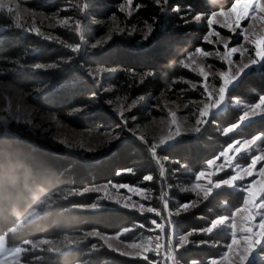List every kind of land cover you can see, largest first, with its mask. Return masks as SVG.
I'll list each match as a JSON object with an SVG mask.
<instances>
[{
  "label": "trees",
  "instance_id": "1",
  "mask_svg": "<svg viewBox=\"0 0 264 264\" xmlns=\"http://www.w3.org/2000/svg\"><path fill=\"white\" fill-rule=\"evenodd\" d=\"M66 2L72 6V13L63 12L68 16L79 8L81 0H55L42 10L48 14L60 10ZM233 2L215 0V8L225 10ZM122 3L125 0H98L89 11L93 18L102 22L108 23L115 17L121 28L134 33L144 31L147 24L152 25L154 31L148 41L139 35L118 40L104 51L94 53V60L75 58L71 50L79 42L75 33L57 29L55 35L62 42H48L16 28L0 16V26L6 27L0 34V80L21 91L27 104L40 115L53 116L58 123L75 131L120 126L108 109L118 103L128 107L135 100L132 115L138 124L144 125L152 118L162 116L159 111L162 97L177 100L180 96L181 101L197 98L187 83H195L198 79L180 61L198 46L210 50L203 40L208 33L207 27L204 21L195 22V14L210 15L211 0H169L167 5L163 1L157 5L155 0H133L134 12L130 16L119 11ZM27 5L33 6L32 3ZM176 5H179V13L170 11ZM97 29L93 27L86 33L85 38L91 44L102 33ZM37 64L45 67L36 69ZM79 66L85 67L86 72L96 70V67L115 68L112 76L103 79L102 90L105 87L109 91L98 93ZM148 70L154 74L145 76V83H139L141 74ZM227 97L251 104L264 97V61L254 72L243 75L228 91ZM108 100L112 104L107 107L103 103ZM157 105L159 110L155 108ZM77 107L84 110L75 111ZM237 113L230 109L212 116L198 138H182L159 151L160 162L166 170L164 178L159 177V165L151 160L146 147L130 138L114 147L106 161L91 163L49 147L29 135L0 134V236H6L8 246H24L27 242L58 240L92 232L114 236L132 230L125 237L128 241L147 235L143 228H150V216L111 203H102L101 209L90 211L89 208L96 204L97 195L82 192L88 187L104 184L138 187L151 191L155 206L159 208L160 192L166 193L168 184L170 208L191 201V195L180 191L190 188L194 176L207 161L233 140L264 134V119H258L221 137L217 130L234 125ZM165 157L169 159L165 160ZM130 168L134 170L133 174L117 175L118 170ZM147 175H152L153 181H144ZM206 198H198L196 207L175 217L173 223L183 236L189 231L205 229L203 234L194 232L190 240L212 241L213 244L199 247L190 244L177 252L178 264H193L194 261L208 264L217 259L224 252L223 246L228 244L229 236L223 230L210 235L207 231L215 219L230 215L240 206L243 192L226 188L214 191ZM33 211L38 216L28 219ZM97 242L85 241L64 256L36 253L32 257H42L43 261L37 264H145L143 260L119 256ZM260 251L264 254V244ZM26 256L22 260L29 262ZM159 264L167 263L159 259Z\"/></svg>",
  "mask_w": 264,
  "mask_h": 264
},
{
  "label": "rangeland",
  "instance_id": "2",
  "mask_svg": "<svg viewBox=\"0 0 264 264\" xmlns=\"http://www.w3.org/2000/svg\"><path fill=\"white\" fill-rule=\"evenodd\" d=\"M54 1L0 0V16L2 18L5 17L16 28H18L16 26L17 23H20L21 26L18 29L34 36H36L34 33L26 31V29H31L35 26L41 32L45 34L51 33L53 36H56L55 31L57 29L77 34L79 37L78 45L71 49L77 60L86 58L94 60L95 58L92 56L94 53L98 54L118 40L131 39L135 35H139L143 39V35L147 31L146 28L144 31L141 30L134 33L133 30L128 31L126 28H121L117 19H111L107 23L93 18L89 9L94 1L98 0H81L79 8L74 9V14L68 16H65L63 12L70 11L72 13V6L68 4L69 2H66V5L60 10L46 14V11L42 9L51 6ZM30 3L33 4L32 7L27 5ZM6 4L7 7H5ZM255 4L257 8H253L252 0L239 1L234 6V10L225 13L228 17V22L235 27L237 23L244 20V14L247 11L252 10L255 12L258 8H264V5L260 4V0H255ZM84 7L87 9V13L81 15V9ZM17 11L20 13L19 21L15 19ZM133 12V6H131V14ZM124 14L126 16L131 15ZM64 17H72L67 26H61L58 23ZM208 18H210V15H202L201 20H195V22L200 24L204 21L209 32ZM77 19L81 21L79 33L76 31ZM216 19L222 22L224 18L217 17ZM250 23L253 28L248 29V40H255V45L250 42H244L243 36L240 35V29H237L236 33L233 34L227 29L219 27V23L212 25L211 30L218 31L224 37H231L229 47L243 44L241 51L244 48L248 49L243 56V63L241 64L239 52L236 54L232 53L231 49H229L228 54L234 56L233 62L229 66L215 55L207 58L199 55L193 56L192 60L194 63L188 61V55L184 62L191 63L193 70H188L195 75L198 81L187 84L189 90L194 91L198 97L185 101H181L180 96L177 100L171 97H162V109L159 110L160 106H155L162 114L160 118H152L151 121L144 125L138 124L137 118L132 115L136 108L133 107L131 111L124 112L122 119L127 121V123H122L114 109H127V107L123 103H118L108 109L120 126L116 128L104 127L96 131H75L58 123L56 119H53V116L40 115L27 104L21 91L0 80V134L9 135L13 133V135H17L16 133H22L29 135L49 147L59 148L63 153L91 163L106 161L109 158V154L113 153L112 149L114 147L125 143L130 138L146 147L148 155L153 160V153L159 159V151L168 148L180 139L188 138L194 140L198 138L207 127V124L211 122L212 116L234 109L238 112L235 119L236 123L224 129L217 128V132L221 137H227L251 121L264 119V97H261L255 104L227 97L228 91L243 75L254 72L264 61V22L259 19L252 21L250 17L249 20L242 22L241 27H247ZM50 25L54 26L50 27ZM93 27L102 31L94 43L106 39L111 29H117V31L112 32V40L104 44L103 47L93 48V44L85 38L86 33ZM119 29L124 31L118 34ZM5 30L6 27L0 26V34ZM129 32L132 34L128 35ZM253 32L255 36L252 35ZM36 37L43 39L40 36ZM209 39L214 41V43L209 44L205 41L210 47L208 51L223 53V44L216 42L217 37L211 36ZM45 41L54 42L56 40ZM209 65L212 67L209 68ZM236 65H240V67L244 65L252 66L230 86L228 91H225L228 89L232 77L237 75L238 69ZM199 66L204 67L205 72L208 73V79L204 80L199 75ZM79 70L89 78L98 93L109 91L105 87L102 90L103 79L112 76L114 72L103 73L100 79V86L97 87L96 81L99 79V75L96 70L91 71L95 79L90 78L89 72H86L85 67L79 66ZM219 71H224V78L218 75ZM193 85H195V88ZM103 104L107 107L109 105L108 103ZM113 134H117L116 138H112ZM60 139L66 140L71 147H65L59 143ZM88 149H92V151ZM57 156L61 157L60 155ZM94 188H99L100 190H89ZM226 188L243 192V198L240 206L234 209L230 215L218 217L210 226L211 233L216 230H223L229 236L228 244L223 246V255H220L217 259L210 260L211 264H264V259H262L264 254L260 251L263 245L262 241H264V134H253L246 139L233 140L230 144L224 146L216 157L207 161L202 170L194 176V182L190 188L180 191L181 194L193 197L188 205H183L186 202H182L178 207L170 208L168 195H163L165 192L161 191L158 198L159 208H156L151 191L124 185L104 184L88 187L82 192L97 195L96 204L89 208L90 211L101 209L102 203H111L141 215L150 216V228H143L148 233L145 236L139 237L134 241H128L125 237L132 230L122 231L114 236H103L92 232L83 236H66L58 240L27 242L24 246H8L6 236L2 235L0 236V264H37L38 261H43L42 257H32L33 254L46 253L64 256L74 252L81 243L88 240L98 241L97 243L102 247L130 260L143 259H133L125 255V253L139 254L141 257L152 255L164 260L167 264H178L177 252L188 248L190 244L184 248L180 247L185 241L183 239L184 236L176 231L173 223V220L177 217L175 210H179L183 205L189 209L186 212L188 213L199 203L198 198L205 200L214 191ZM165 189L168 194L170 186L167 184ZM148 208H151L152 211H148ZM186 213H181V215ZM37 216L38 213L33 211L27 218L32 220ZM151 221H157V223L153 224ZM189 241H191L190 237ZM177 249L179 250L177 251ZM28 254L30 256L27 257L26 255ZM25 256L29 262L22 260Z\"/></svg>",
  "mask_w": 264,
  "mask_h": 264
},
{
  "label": "snow or ice",
  "instance_id": "3",
  "mask_svg": "<svg viewBox=\"0 0 264 264\" xmlns=\"http://www.w3.org/2000/svg\"><path fill=\"white\" fill-rule=\"evenodd\" d=\"M156 4L157 5H160L161 4V0H155ZM169 3V0H163V4L167 5ZM252 3H253V8H257L256 4H255V0H252ZM238 4V0H234L233 3H231L230 7H228L227 10H224V9H219V8H215V0H211V3H210V18L207 19V25L210 29V31L203 37V40L206 41L207 43L209 44H212L214 43V41H212L211 39H209V37L211 36H215L217 37V41L216 42H220L223 44V53H220L219 51L213 53L211 51H205L203 50L201 47H196L194 52H191V54L188 56V61L194 63V61L192 60L193 56H201V57H212L213 55H215L218 59L222 60L223 62H225L228 66L229 64H231L233 62V56L234 55H229L228 52H229V49H231V52L232 53H238L240 54V57H241V64L243 63V56L244 54L248 51V49L244 48L243 51H241V49L243 48V44L239 45V46H232V47H229V43L231 42V37H224L222 36L218 31H214V30H211L212 29V25L214 23H219V27L221 28H225L227 29V31L235 34L236 33V30L237 29H240V35L243 36L244 38V42H250L252 43L253 45H255V40H252V41H249L248 40V29L249 28H253V25L250 23L247 27H241V24L243 21H246V20H249V18L251 17L252 21H256L257 19L261 20L262 22H264V8H258L255 12L252 11V10H249L247 11L245 14H244V20L240 21L239 23H237L235 25V27L230 23L228 22V17L225 15V13L229 12L230 10H234V6ZM260 4L264 5V0H260ZM127 5V7H126ZM133 5V0H125V3H122L119 5V11L120 12H124L128 15L131 14V6ZM5 7H7V4L5 5ZM137 8L140 7V5H136ZM163 11V9H162ZM170 11L172 12H176V13H179L180 12V8H179V5H176V6H173ZM87 13V9L84 7L81 9V15H85ZM215 14V15H214ZM201 15L202 14H195V20L196 21H200L201 20ZM19 16H20V13L19 11H17V14H16V17L15 19L19 21ZM183 16V15H182ZM217 17H223V21H218L216 18ZM72 17H64L62 20L58 21V23L61 25V26H67L68 23H69V20H71ZM113 19H115V17H113ZM185 23H187V19H185ZM18 28L21 26L20 23H17L16 25ZM54 25H50V27H52ZM76 31L77 33L80 32L81 30V21L80 20H76ZM26 31H31L32 33H34L36 36H40L42 37L43 39L45 40H57L58 42H62V41H59V38L56 37V36H53L51 33H48V34H45L43 32H41V30L35 26H33L31 29H26ZM117 31V29H111L109 31V33L107 34L106 36V39L104 40H100V41H97L96 43H93L92 47L93 48H96V47H103L104 44H106L108 41H111L112 40V32H115ZM124 30L123 29H119L118 31V34L122 33ZM153 33V27L152 25L150 24H147V31L144 33L143 35V40L144 41H148L150 36L152 35ZM132 33L129 32L128 35H131ZM253 36H255V33L253 32L252 33ZM75 50V49H74ZM181 65L185 68V69H189V70H193L192 67H191V63H186L184 62V60H181L180 61ZM252 65H244L243 67H240V65H236L237 69H238V72H237V75L233 76L231 81L229 82V85H228V89H226L225 91H228L230 89V86H232L234 84V82H236L242 74L245 73L246 70H248ZM45 66L42 65V64H37L35 65V68L36 69H42L44 68ZM209 68H211L212 66L209 65L208 66ZM115 71V68H107V67H96V73L99 75V79L96 81V86L99 87L100 86V79H101V75L105 72H114ZM154 73L152 70H148L146 73L144 74H141V78L139 80V83L143 84L145 83V76H152ZM88 75L90 76V78H93L95 79V76H93V74L91 72L88 73ZM199 75L205 80V79H208V73L205 72V69L204 67L202 66H199ZM218 75L221 77V78H224V71H219L218 72ZM193 87L195 88V85H193ZM95 95V94H93ZM140 99H143V97H141ZM223 99V97H222ZM107 103L109 105L112 104V101L111 100H108ZM136 105V101H132V103L127 107V109L125 108H117V109H114V111L117 112L119 118L121 119V122L122 123H127V121L123 120V116H124V112L125 111H131V109L133 107H135ZM187 106V105H186ZM83 107H77L75 109V111H83ZM134 118V117H133ZM53 119H55V117H53ZM117 134H113V137L112 138H116ZM59 143L63 144L65 147H71V145L64 139H60L59 140ZM89 151H92V149H88ZM153 158L155 159V162L157 165H159V169H160V177L161 178H164L165 176V167H164V164H162L160 162L159 159L156 158V154L153 153ZM169 158L168 157H165V160H168ZM133 169H121V170H118L117 171V175H121V174H133ZM154 177L152 175H147L143 178L144 181H147V182H151L153 181ZM89 190H94V191H99L100 189L99 188H94V189H89ZM163 195H168L167 193H163ZM190 203V201L184 203L183 205H188ZM181 206L179 210H175V214L177 216H180L181 213H186L189 209L185 206ZM148 211H152L151 208H148ZM151 223L155 224L157 223V221H151ZM205 231V229H200V230H193V231H189L188 233H186L183 237L185 243L182 244L180 247L181 248H184L186 246H188L189 244H195L197 247L201 246V245H209L211 246L213 244L212 241H189V237H191L193 235L194 232H197V233H200V234H203ZM208 233L209 235L211 234V228L208 229ZM262 244H264V241H262ZM179 249H177L178 251ZM125 255H128L130 256L131 258L133 259H143V261L145 262V264H159V259L152 256V255H148L146 257H141L139 254H136V255H132L130 253H125ZM223 255V253L221 254ZM264 259V258H262ZM193 264H197V262H193ZM209 264H211V261H209Z\"/></svg>",
  "mask_w": 264,
  "mask_h": 264
},
{
  "label": "water",
  "instance_id": "4",
  "mask_svg": "<svg viewBox=\"0 0 264 264\" xmlns=\"http://www.w3.org/2000/svg\"><path fill=\"white\" fill-rule=\"evenodd\" d=\"M153 161H155V160L153 159Z\"/></svg>",
  "mask_w": 264,
  "mask_h": 264
}]
</instances>
